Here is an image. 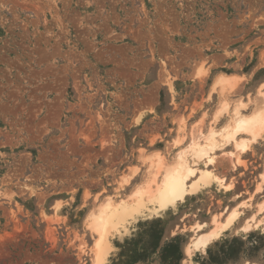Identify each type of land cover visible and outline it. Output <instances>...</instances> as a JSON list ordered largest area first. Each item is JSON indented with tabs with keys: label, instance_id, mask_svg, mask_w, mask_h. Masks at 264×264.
<instances>
[{
	"label": "rangeland",
	"instance_id": "rangeland-1",
	"mask_svg": "<svg viewBox=\"0 0 264 264\" xmlns=\"http://www.w3.org/2000/svg\"><path fill=\"white\" fill-rule=\"evenodd\" d=\"M218 73L239 79L217 129L264 83V0H0V264H91L88 213L142 185L145 156L169 161L176 136L206 132ZM229 150L211 170L231 191L212 183L110 232L104 264H264V225L240 231L264 199V134L237 169ZM243 201L253 209L187 258L190 226Z\"/></svg>",
	"mask_w": 264,
	"mask_h": 264
},
{
	"label": "bare ground",
	"instance_id": "bare-ground-1",
	"mask_svg": "<svg viewBox=\"0 0 264 264\" xmlns=\"http://www.w3.org/2000/svg\"><path fill=\"white\" fill-rule=\"evenodd\" d=\"M237 79L239 78L233 74L216 75L211 90L217 89L222 100L206 132L200 128L191 130L184 145L185 136H176L171 142V147L176 153L169 161H165L166 158L158 151L145 156L143 161L148 163V167L142 185L136 186L125 199L119 197L118 201H115L107 196L88 213L86 228L93 240L91 264H104L110 249V232L125 230L127 224L137 217L157 216L175 209L187 196L197 194L212 183L225 192L231 191L232 183H227L224 178L212 173L211 169L217 158L216 150L231 147V150L224 153L227 154L232 168L237 169L242 166L241 156L250 151L252 145L264 134V83L258 87L254 100L242 102L238 99L231 109L228 121L220 128H215L221 116L229 112V103L224 97L229 94V89L233 88L232 83ZM249 105H252V108L247 112ZM183 131L184 124L181 122L177 134ZM141 154L143 155V151ZM136 171L137 169H134L131 175L123 177L121 184H127ZM259 179L254 194L263 193L261 184L264 182V169ZM240 207L253 209L249 202L243 201L230 210L224 209L218 215H213L207 231L206 223L195 222L191 225L189 230L192 236L184 248L186 257L190 259L194 252L204 253L211 243L240 220L243 215ZM257 215L260 218L256 219ZM263 218L264 199L256 204L255 213L245 220L240 231L249 233L259 229L264 225Z\"/></svg>",
	"mask_w": 264,
	"mask_h": 264
}]
</instances>
